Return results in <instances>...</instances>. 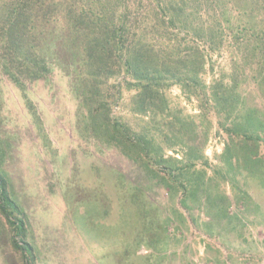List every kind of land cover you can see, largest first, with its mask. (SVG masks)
I'll list each match as a JSON object with an SVG mask.
<instances>
[{"label": "rangeland", "instance_id": "374dc122", "mask_svg": "<svg viewBox=\"0 0 264 264\" xmlns=\"http://www.w3.org/2000/svg\"><path fill=\"white\" fill-rule=\"evenodd\" d=\"M232 51L206 49L204 84L232 85ZM240 74L238 90L257 117L247 139L230 136V118L214 109L202 117L178 83L164 87L168 108L157 114L131 111L134 90L122 89L111 116L130 136L155 140L140 155L83 130L57 65L25 91L0 74V170L30 246L14 247L0 214V264H264V81L248 68ZM171 123L180 136L161 140Z\"/></svg>", "mask_w": 264, "mask_h": 264}, {"label": "trees", "instance_id": "16d2710c", "mask_svg": "<svg viewBox=\"0 0 264 264\" xmlns=\"http://www.w3.org/2000/svg\"><path fill=\"white\" fill-rule=\"evenodd\" d=\"M225 45L234 53L232 85L204 84L206 49ZM54 65L70 77L82 128L98 141L136 155L152 151L155 140L130 136L124 123L111 116V105L122 89L134 90L131 111L164 112L162 92L172 83L196 97L202 117L214 109L222 121L230 118V136L251 138L257 117L237 82L245 68L251 79L264 81V0H0V74L25 91ZM193 123H183L193 133L191 141L196 138ZM174 128L171 123L161 140L180 136ZM186 155L194 159L193 150ZM0 214L11 228L14 247L30 250L22 208L1 170Z\"/></svg>", "mask_w": 264, "mask_h": 264}]
</instances>
